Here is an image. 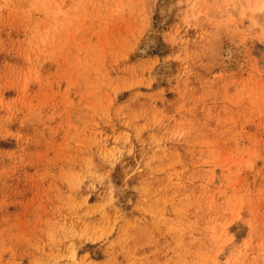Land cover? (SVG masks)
Wrapping results in <instances>:
<instances>
[{"label": "rangeland", "instance_id": "1", "mask_svg": "<svg viewBox=\"0 0 264 264\" xmlns=\"http://www.w3.org/2000/svg\"><path fill=\"white\" fill-rule=\"evenodd\" d=\"M0 264H264V0H0Z\"/></svg>", "mask_w": 264, "mask_h": 264}, {"label": "bare ground", "instance_id": "2", "mask_svg": "<svg viewBox=\"0 0 264 264\" xmlns=\"http://www.w3.org/2000/svg\"><path fill=\"white\" fill-rule=\"evenodd\" d=\"M259 8H261V7H259ZM262 9V8H261Z\"/></svg>", "mask_w": 264, "mask_h": 264}]
</instances>
